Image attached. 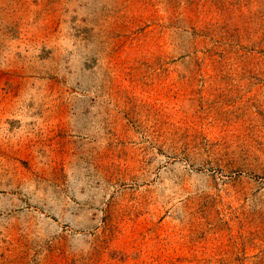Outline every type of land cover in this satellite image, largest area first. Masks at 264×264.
Returning <instances> with one entry per match:
<instances>
[{"label":"rangeland","instance_id":"1","mask_svg":"<svg viewBox=\"0 0 264 264\" xmlns=\"http://www.w3.org/2000/svg\"><path fill=\"white\" fill-rule=\"evenodd\" d=\"M22 1L0 264H264V0Z\"/></svg>","mask_w":264,"mask_h":264},{"label":"crops","instance_id":"2","mask_svg":"<svg viewBox=\"0 0 264 264\" xmlns=\"http://www.w3.org/2000/svg\"><path fill=\"white\" fill-rule=\"evenodd\" d=\"M21 1L22 0H0V2H4V3H18V4H20L21 3ZM45 1H49V2H51V1H53V0H45ZM22 2H27V0H23ZM8 7H10V5H8Z\"/></svg>","mask_w":264,"mask_h":264},{"label":"bare ground","instance_id":"3","mask_svg":"<svg viewBox=\"0 0 264 264\" xmlns=\"http://www.w3.org/2000/svg\"><path fill=\"white\" fill-rule=\"evenodd\" d=\"M3 183V182H2ZM1 185V184H0ZM3 185V184H2ZM2 188H4L6 190L7 193H11L12 192V189L11 188H5L4 185L2 186ZM6 193V194H7ZM13 194V193H12ZM11 195V194H10ZM13 206V205H12ZM11 206V207H12ZM16 208V207H15ZM12 209V208H11ZM15 210V209H14ZM0 211H4L3 208L0 209ZM10 211V210H9ZM17 212V211H16ZM11 213V212H10ZM15 213V212H14Z\"/></svg>","mask_w":264,"mask_h":264}]
</instances>
